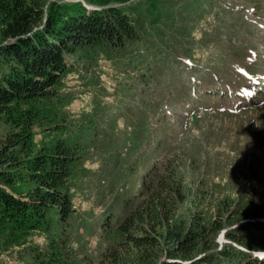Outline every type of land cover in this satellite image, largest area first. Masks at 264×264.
I'll list each match as a JSON object with an SVG mask.
<instances>
[{"label": "rangeland", "instance_id": "obj_1", "mask_svg": "<svg viewBox=\"0 0 264 264\" xmlns=\"http://www.w3.org/2000/svg\"><path fill=\"white\" fill-rule=\"evenodd\" d=\"M150 1L153 11L148 0L130 1L156 25L126 56L70 58L61 91L65 122L78 130L95 121L69 182L73 264L98 262L109 244L102 221L133 206L134 181L170 148L207 221L233 219L218 234L220 246L230 241L224 231L239 221H264V0ZM156 139L167 150L155 151ZM246 207L257 215L236 218L234 211ZM178 209L185 214V205ZM249 240V252L264 255V232L251 230ZM31 241L44 245L38 235ZM33 244L9 247L4 258L23 264L15 252Z\"/></svg>", "mask_w": 264, "mask_h": 264}, {"label": "trees", "instance_id": "obj_2", "mask_svg": "<svg viewBox=\"0 0 264 264\" xmlns=\"http://www.w3.org/2000/svg\"><path fill=\"white\" fill-rule=\"evenodd\" d=\"M130 1L0 0V264H9L5 250L33 244L35 235L44 245L15 252L14 261L73 264L69 182L82 166L95 121L87 119L86 128L78 130L67 125L61 91L70 58L126 56L156 25ZM154 146L167 150L160 139ZM169 150L160 160L151 158L134 181L133 206L120 218L107 215L102 221L109 244L96 264H264V255L249 252L250 231L264 232V221H237L223 233L229 243L220 246L218 234L233 219L214 215L207 221ZM234 214L257 215V210Z\"/></svg>", "mask_w": 264, "mask_h": 264}]
</instances>
